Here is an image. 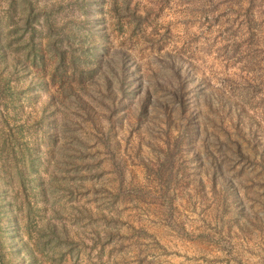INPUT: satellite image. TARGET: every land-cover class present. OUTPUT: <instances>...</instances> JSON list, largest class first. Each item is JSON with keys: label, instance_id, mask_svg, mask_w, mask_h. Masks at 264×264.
Segmentation results:
<instances>
[{"label": "rangeland", "instance_id": "rangeland-1", "mask_svg": "<svg viewBox=\"0 0 264 264\" xmlns=\"http://www.w3.org/2000/svg\"><path fill=\"white\" fill-rule=\"evenodd\" d=\"M0 264H264V0H0Z\"/></svg>", "mask_w": 264, "mask_h": 264}]
</instances>
